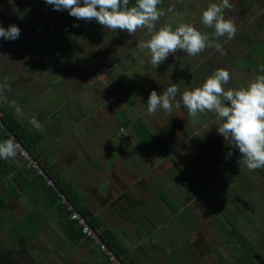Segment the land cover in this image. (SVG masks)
Returning a JSON list of instances; mask_svg holds the SVG:
<instances>
[{"label":"crops","instance_id":"obj_1","mask_svg":"<svg viewBox=\"0 0 264 264\" xmlns=\"http://www.w3.org/2000/svg\"><path fill=\"white\" fill-rule=\"evenodd\" d=\"M5 17H9L7 11L0 14V22ZM0 43L4 45L0 51L6 53L9 40L2 38ZM55 79L28 78L27 72L23 78H0L6 98V102L0 100V119L8 114L23 136L38 137L31 154L46 175L55 178L57 189L75 202L78 212L84 210L96 222L92 226L91 219L82 214L100 240L103 232L111 236L114 252L123 264H253L261 251L252 246L264 241V233L242 234L236 217H223L225 207L210 200L177 208L169 204L165 192L170 194L172 186L161 181L168 173L161 169L171 156L170 143L163 149L161 144L147 142V134H140L134 126L136 134L122 140L116 122L112 132L104 122L115 121L117 112L107 117L103 104L93 107L97 92L92 89L93 78H58L54 85L59 91L68 88L63 92L51 88ZM76 82L85 87L70 89ZM100 91L106 97L104 88ZM39 100H43L41 105ZM60 112L74 118V123L58 117ZM81 115L83 121L75 122ZM33 118L42 129L30 122ZM135 120L145 121L138 116ZM28 123L33 127L23 130ZM148 124L153 127V122ZM2 129L0 126V142L7 139ZM155 136L163 135L155 131ZM161 141L165 146L164 139ZM36 176L17 155L0 159V251L11 252L19 264H108L91 240L71 237L74 230L60 211L58 191L45 187ZM226 229L230 230L227 237ZM236 232L244 242L237 239Z\"/></svg>","mask_w":264,"mask_h":264},{"label":"rangeland","instance_id":"obj_2","mask_svg":"<svg viewBox=\"0 0 264 264\" xmlns=\"http://www.w3.org/2000/svg\"><path fill=\"white\" fill-rule=\"evenodd\" d=\"M220 2L221 0H167L162 9L165 14L161 16L157 28L170 24L174 29L178 23H190L211 38L213 29L202 24L201 12L209 3ZM229 3L232 7L224 10V16L234 22L236 35L231 40L226 37L218 39L217 42L223 45L224 55L214 48H206L194 57L178 51L154 68L150 63L148 50L137 48L140 41L148 39L146 30H138L135 35L129 36L126 31L112 32L104 27H97L95 20H77L70 16L67 10L57 11L44 0H0V14L7 11L9 16L1 19L0 25L5 24L4 28L16 25L20 29L19 37L9 40L6 53L0 51V78H23L25 72L28 78H40L45 82H48L49 78H56L51 86L55 91L60 89L54 85L58 78H93L92 89L97 91L92 100L93 107L103 104L101 108L107 117L117 112L113 115L115 121H104L109 132L113 131L112 125L116 122L114 124L118 134L125 140L134 133L132 120L138 116L146 121L139 123L145 127L138 124L135 129H138L140 134L151 136L145 141L155 144L154 139L160 137L165 141L164 147H169L168 143L171 144V156L164 161L161 169L168 173L161 181L165 180L172 186L169 187L170 194L165 192V197L173 208L192 203L197 205L210 200L225 207L227 213L222 212L223 217L228 219L229 215L231 220V214L236 217L234 221L242 234L249 236L264 233V229L261 231V226L257 225V222H264V207L261 205L264 200V169L249 171L239 162L238 149L228 145L217 133L219 121L214 114H198L193 120L183 106L178 110L174 108L171 115L162 109H158L155 114L147 113L146 103L150 91L155 90L159 95L171 83L177 84L182 93L186 88L199 86L216 69H225L230 73L231 79L225 85L226 89L246 86L257 76L253 74L251 67L245 72L244 69L248 66H244L242 61L238 60L235 64L242 65V70L235 68L233 62L246 55V48L249 50L250 44L256 42L259 37L261 26L256 22L264 11V0H252L245 5L239 0H229ZM170 7L173 9L171 12L168 11ZM43 10L51 12L44 13ZM27 14L35 18L40 17V24L44 20L43 16L50 14L52 19L49 17L48 23L56 21L64 35L59 31L53 34L50 25L42 30L33 23L25 25ZM51 26L53 28V24ZM101 30L107 31L105 36L100 34ZM53 36L62 40H56V43L48 42ZM0 45L4 46L1 43ZM255 60L257 59L250 57L249 62ZM262 66L264 65H259V68ZM82 85L85 87L80 82L71 83L70 89ZM102 88L106 97L101 94ZM55 91L53 92L57 93ZM63 91H68V88H61L59 92ZM42 101L39 100V105ZM27 102L34 106L30 98H27ZM37 110L39 111V107ZM95 113L96 111L93 112ZM61 115L62 112L58 117ZM40 118L48 122L44 116ZM61 118L69 121L70 125L74 123V118H67V114ZM78 121H83L82 115L78 116L75 122ZM150 121L153 122L152 128L151 124H148ZM29 124L25 125L23 130L26 128V131H30L33 126L30 127ZM120 129L125 131L119 132ZM155 131H159L164 137L154 138ZM229 151L232 152L231 156L227 155ZM184 156L187 160H179ZM203 160L207 165H203ZM218 198L225 199L226 205L217 201ZM228 231L230 230L226 229V237L229 235Z\"/></svg>","mask_w":264,"mask_h":264},{"label":"clouds","instance_id":"obj_3","mask_svg":"<svg viewBox=\"0 0 264 264\" xmlns=\"http://www.w3.org/2000/svg\"><path fill=\"white\" fill-rule=\"evenodd\" d=\"M55 10H67L77 20H95L108 31H126L129 36L138 30H146L148 39L137 44V48L148 50L150 63L154 68L162 64L169 55L178 51L194 57L206 48H214L224 55L220 37L231 40L236 35V27L231 19L225 18L224 10L232 6L229 0L209 3L201 12V21L213 29L211 38L190 23H178L173 29L170 24L157 28V23L165 13L158 8L162 0H44ZM173 9H168L171 12ZM76 26V25H74ZM20 35L16 25L7 29L0 27V38L15 40ZM264 72V66L260 69ZM231 79L225 69H216L197 87L180 92L177 84L171 83L161 94L150 91L147 99V113L155 114L158 109L171 115L173 109L183 106L193 120L198 114L213 113L219 121L217 133L228 145L238 149L239 162L249 171L264 169V75H257L246 86L225 88ZM4 85H0V100ZM179 93V99L177 95ZM13 106H15L13 104ZM19 112V107H16ZM39 130L42 125L33 118L31 121ZM20 146L14 138L0 142V159L7 160L17 155ZM228 156L232 152L227 153ZM10 174L8 179L12 178Z\"/></svg>","mask_w":264,"mask_h":264},{"label":"trees","instance_id":"obj_4","mask_svg":"<svg viewBox=\"0 0 264 264\" xmlns=\"http://www.w3.org/2000/svg\"><path fill=\"white\" fill-rule=\"evenodd\" d=\"M167 0H162V3L160 4V5H158V8L159 9H163L164 8V3L166 2ZM251 0H240V2L243 4V5H245V4H247V3H249ZM134 2H135V0H130V4H134ZM48 42H52V41H48ZM41 44L43 43V42H40ZM45 43V42H44ZM254 53H256V50H253L252 52H251V54H253V55H251V56H255V54ZM243 62V65L244 66H249V61L248 62H245V61H242ZM241 67H242V65H240ZM134 123H137V124H132L134 127H136L139 123H140V121L139 120H135V121H133ZM136 125V126H135ZM140 125V124H139ZM0 126H2L3 127V129L2 130H4L3 131V135L5 136V138H7V139H9V138H16V139H19L20 140V143L25 147V149L28 151V152H30V153H33L34 151H35V142L38 140V137L37 136H23V132L22 131H20L18 128H16V126H15V122L14 121H12V119L10 118V116L8 115V114H4V115H2L1 116V119H0ZM147 132V131H146ZM14 136V137H13ZM145 137H146V135H144ZM149 138H151V136L150 135H148L147 134V137H146V140H148ZM155 140V142H156V144L159 146L160 144L162 145V148L163 149H165V147H164V144H162L163 143V141H161L162 139L161 138H158L157 140L156 139H154ZM161 145H160V147H161ZM160 147H158V148H160ZM169 149L167 148V151H168ZM38 163V162H37ZM38 165H39V163H38ZM40 166V165H39ZM33 172H35V171H33ZM36 174H37V176H36V178H38L40 181H41V183L45 186V187H48V188H51V189H56L57 191H58V194H57V196H59V194H62V195H64L65 196V198L67 199V201L74 207V209L76 210V211H78L75 207H76V205H75V202H72L71 203V201H73L71 198H69V196L67 195V194H65V192H61L60 190H58L57 189V182H55V178L52 176H50L51 174L50 173H48V178H45L44 177V175H40V174H38L37 172H35ZM47 180H51L52 181V183H53V186H51V185H48L47 184ZM54 192H56V191H54ZM69 199V200H68ZM58 200H59V198H58ZM59 208H60V211H63L66 215H67V218H68V220L70 221V228H72V231L73 232H71L70 233V235L72 234H74L75 235V237L76 238H79L80 237V235L81 236H83V237H85L83 234H82V232H81V228H79L77 225H76V223H75V221H72V220H70V218H69V213L68 212H66V207L64 206V205H59ZM82 211V212H81ZM80 212H81V215L83 214L87 219H91V220H89L90 221V224L92 225V226H97V224H96V222H94L93 221V219L92 218H90L91 216H89L88 214H86L85 213V211L84 210H80ZM82 215V216H83ZM83 216V217H84ZM84 217V218H85ZM89 224V223H88ZM89 224V225H90ZM90 225V226H91ZM237 233V232H236ZM72 235H71V237H72ZM100 237L102 238V240H103V242L111 249V250H115L114 249V247H113V244L111 243V236L110 235H108L107 233L105 234V232H103L101 235H100ZM85 238H87V237H85ZM87 239H89V238H87ZM237 239L238 240H240L241 242H244V240H243V237L239 234V233H237ZM90 240V239H89ZM244 244V243H243ZM0 264H19V262L18 261H16L15 259H14V257H13V254L11 253V252H6V251H0Z\"/></svg>","mask_w":264,"mask_h":264},{"label":"flooded vegetation","instance_id":"obj_5","mask_svg":"<svg viewBox=\"0 0 264 264\" xmlns=\"http://www.w3.org/2000/svg\"><path fill=\"white\" fill-rule=\"evenodd\" d=\"M240 1V0H239ZM252 1V0H251ZM167 2V1H166ZM81 3H82V1H81ZM241 3V2H240ZM165 4V3H164ZM242 4V3H241ZM243 5V4H242ZM51 9V8H50ZM48 11H50L51 12V10H48ZM48 11H44L43 10V12L44 13H48ZM53 13V12H52ZM261 15H260V17H259V21H257L256 23H257V25L259 26H261L260 28H259V31H260V34H259V37L256 39V42H252L251 44H250V49L248 50L247 48H246V50H245V54L246 55H244L242 58H240V59H235L234 60V62H233V64H234V67L235 68H238V69H241V67L240 66H235V64H236V62L238 61V60H240V61H245V62H248L249 61V59H250V57H253L254 59L256 58L257 60H255L254 62H249V66H248V68L246 67L245 69H244V71L245 72H248L249 71V69H250V67L254 70V72H253V74L254 75H264V72H261L260 71V68H259V65H264V11L262 12V13H260ZM42 16V15H41ZM257 16V15H256ZM255 16V17H256ZM37 18H35V17H33L32 15H30V14H27V19H24V24L25 25H29V23H33L34 25H36L38 28H41V30L42 29H44V28H47L49 25H50V27H51V31L53 32V34H54V32H56V31H59V32H62V35H64V31L63 30H61V27L57 24V22L55 21V23H48V21H49V17L52 19V17H51V15L50 14H46V18L43 16V22L40 24V17H38V16H36ZM254 18V17H253ZM30 19V22H28V20ZM51 24H53V28H52V26H51ZM95 25L97 26V27H100L101 25H99L96 21H95ZM101 27H103V26H101ZM106 32L107 31H105V30H101V32H100V34H103L104 36L106 35ZM66 39V38H65ZM51 41H53L52 43H56L57 41L56 40H62L61 38H57L56 36H53L51 39H50ZM47 42V41H46ZM44 43V42H43ZM71 46H72V44H71ZM69 49V48H68ZM70 49H72L71 47H70ZM263 51H262V50ZM253 50H256V53H254L255 54V56H251V55H253V54H251V52L253 51ZM100 56V55H99ZM106 59H107V56H106ZM242 70V69H241ZM237 87V86H236ZM241 87V86H240ZM239 87V88H240ZM132 103V102H131ZM216 154L214 153L213 154V156H215ZM205 161H207L206 159H204ZM202 161V163H203V165H207L206 164V162L205 161ZM217 163H219V161L217 160ZM246 192V191H245ZM250 193H251V190H249V196H251L250 195ZM246 195H247V192H246ZM259 199H260V197H259ZM214 201H216V200H214ZM217 201H221V202H223L224 203V205H226L225 204V202H226V200L225 199H222V198H218V200ZM263 204V207H264V200H263V202H261V205ZM263 217H264V214H263ZM260 223V226H261V228L262 229H264V222H259ZM263 223V224H262ZM255 243V242H254ZM252 248L254 249V250H260L261 251V253H257V256L259 257H256L257 259H253L254 261H253V264H264V241H261L260 243L259 242H256V244L255 245H253L252 246Z\"/></svg>","mask_w":264,"mask_h":264},{"label":"built area","instance_id":"obj_6","mask_svg":"<svg viewBox=\"0 0 264 264\" xmlns=\"http://www.w3.org/2000/svg\"><path fill=\"white\" fill-rule=\"evenodd\" d=\"M18 145L20 146L18 152H17V158L23 162L24 166L27 169L33 170L37 172L40 175H43L38 163H35L32 161L26 150L23 149L21 144L16 141ZM47 184L53 186V183L51 180H47ZM59 203L61 205H64L66 207V212L69 213V218L72 221H75L76 225L81 228L82 234L89 238L100 250V252L104 255L106 258L108 264H122L115 254L113 250H111L102 240H100L95 233V231L92 229V227L87 223V220L74 209V207L67 201L64 195L59 194Z\"/></svg>","mask_w":264,"mask_h":264},{"label":"water","instance_id":"obj_7","mask_svg":"<svg viewBox=\"0 0 264 264\" xmlns=\"http://www.w3.org/2000/svg\"><path fill=\"white\" fill-rule=\"evenodd\" d=\"M14 139H15V141H18L20 143V140L19 139H16V138H14ZM21 146L23 147L24 150H26L25 147L22 144H21ZM26 152L28 153V155L30 156V158L32 159V161L35 162V163H37L36 158L30 152H28L27 150H26ZM39 168H40L42 174L44 175V177L45 178H48V176L46 175V173L44 172V170L40 166H39ZM87 223H89V222L87 221ZM98 238H99V236H98ZM120 262L123 264V262L121 260H120Z\"/></svg>","mask_w":264,"mask_h":264}]
</instances>
